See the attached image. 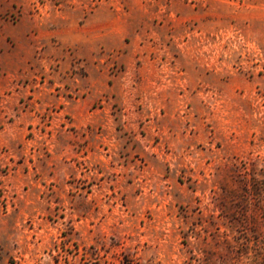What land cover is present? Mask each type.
<instances>
[{"label": "rangeland", "instance_id": "374dc122", "mask_svg": "<svg viewBox=\"0 0 264 264\" xmlns=\"http://www.w3.org/2000/svg\"><path fill=\"white\" fill-rule=\"evenodd\" d=\"M0 264H264V0H0Z\"/></svg>", "mask_w": 264, "mask_h": 264}]
</instances>
